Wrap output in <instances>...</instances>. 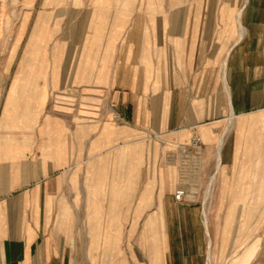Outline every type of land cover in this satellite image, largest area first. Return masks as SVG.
Instances as JSON below:
<instances>
[{
  "label": "crops",
  "instance_id": "1",
  "mask_svg": "<svg viewBox=\"0 0 264 264\" xmlns=\"http://www.w3.org/2000/svg\"><path fill=\"white\" fill-rule=\"evenodd\" d=\"M137 1L96 0L59 41L56 29L33 30L29 46L52 47L49 87L31 89L24 117V92H12L16 108L0 122L29 131L0 136V264H88L73 241L102 239L105 209L119 207L129 209L118 222L130 237L143 225L139 264H216L218 223L233 213L222 209L245 207L247 191L264 207V0H178L171 16L163 0ZM229 133L232 151L223 140L217 168V141ZM191 137L204 150L198 184L218 174L213 189L240 199L152 197L164 190L152 180L162 174L154 144ZM130 176L146 182L138 190Z\"/></svg>",
  "mask_w": 264,
  "mask_h": 264
},
{
  "label": "rangeland",
  "instance_id": "2",
  "mask_svg": "<svg viewBox=\"0 0 264 264\" xmlns=\"http://www.w3.org/2000/svg\"><path fill=\"white\" fill-rule=\"evenodd\" d=\"M78 1L79 7L75 8L73 6L74 0H0V122L2 121L4 113L13 111L10 107H13V109L16 108L18 97L17 95H13V93L17 92L18 88L24 92L20 97V111L24 117L26 114L24 111L32 106L31 89L35 86L45 87L46 89L49 87V57L51 56L52 47L50 44L38 48L32 47L28 45L29 40L32 39L33 30L37 27V31L41 29L39 33L42 34L49 29H51L50 33L53 34L52 31L56 29L58 31L56 34H59L56 39L57 41L61 40L63 34L65 35L66 30L70 28V25L77 22V17L79 21L81 15L86 14L91 4L96 2V0ZM137 2L139 4L144 1L138 0ZM155 2L156 4L160 3L159 0ZM162 2L163 7L168 9L171 16L172 9L176 8L179 1L163 0ZM190 3H192V0L185 1L187 7L191 6ZM157 7L159 8V6ZM39 75L42 77L41 80L38 78ZM238 118L233 117L232 121H236ZM11 121L12 117H10ZM15 121L14 119L13 123H16ZM28 133V130L18 129L15 126H9L5 129L0 128V136H28ZM227 135V140L225 141L224 139V143L227 142L225 146L228 149L227 153L230 154L233 146V138L230 136V133ZM192 138L182 143L176 142L175 140L170 141V139L165 138L157 142L153 140L154 143H158L154 144L153 151L155 158L153 167L156 170L154 168L153 170L158 172L162 171V174L157 173V175H153L152 180L153 184L159 183L164 186V190L162 191H153L152 197L154 199L163 197L168 200L177 201L186 199L203 201L207 196L209 181L211 183L210 177L204 176L202 186L198 184V174L202 169L200 159L204 154L203 145L201 142L198 146L193 145ZM215 152L217 158V149ZM171 168L176 170V183L174 187L170 186L169 170ZM146 178L148 179L147 176ZM124 179H126L124 176H108L106 177V182L124 184ZM213 179L212 185L215 182L217 183L219 175L216 174ZM128 180L132 184L136 183L138 190L146 182L144 176H141V179L130 176ZM177 191H183L184 194L181 199L176 198ZM137 194L139 198L141 193L138 192ZM240 194L241 192L235 191L228 192L225 195L223 192L215 191L212 186V191L207 201L214 198L236 200L241 196ZM258 194L256 191L244 192L242 196L245 200L243 198L240 199V197L239 199L245 201V207L222 209L224 211L232 210L233 213L232 216L230 215L227 218L222 216L218 223L221 230L216 246L214 247L216 250V264H229L230 261L233 262L238 257L244 259L247 262L246 264H264V216L262 229L259 230L258 234L256 231V217L259 212L263 211L264 213V207L256 208L255 206ZM206 205H209L208 202ZM111 210L115 211L114 217L112 218L110 217ZM207 210L208 207H206ZM105 211V219L110 220V222H106L103 225L102 239L97 241L94 239L73 241V244H78L79 262L82 257L81 254H84L82 257L84 258L83 262L87 261L88 264H97L100 262L104 264H130V262H137L139 264V262H142L144 241L139 239V234L141 233V227L143 225H133L137 236L134 237L132 235L130 237V225L128 223L118 222L120 219H127L129 209L123 207L114 209L106 208ZM260 222L259 220V225ZM82 226L84 230H87V223L82 224ZM91 226L93 225H89V231L92 228ZM87 250L88 258L86 259L85 254ZM257 250L258 254L249 263ZM259 257L261 258V262L258 261Z\"/></svg>",
  "mask_w": 264,
  "mask_h": 264
},
{
  "label": "bare ground",
  "instance_id": "3",
  "mask_svg": "<svg viewBox=\"0 0 264 264\" xmlns=\"http://www.w3.org/2000/svg\"><path fill=\"white\" fill-rule=\"evenodd\" d=\"M247 1L246 0H244V3L243 4H245ZM151 4H152V2H151ZM152 9H154L155 7L154 6H152L151 7ZM243 8V7H242ZM242 8H240L238 11H237V17H239L240 16V13H241V10H242ZM233 12V11H232ZM236 12V11H235ZM232 14V13H231ZM234 15V14H233ZM236 16V15H235ZM226 19V18H225ZM233 19V18H232ZM238 19V18H237ZM236 20V19H235ZM228 22V21H227ZM239 26V25H238ZM240 27V26H239ZM238 28V27H237ZM241 29V28H240ZM243 30V29H242ZM241 30V31H242ZM238 33H239V31H238ZM239 35H241V34H239ZM9 108V107H8ZM11 108V110H13V107H10ZM231 115V114H230ZM198 138V137H197ZM199 139V138H198ZM200 140V139H199ZM223 138H220L219 140H218V142H217V167L219 168V166H220V153H221V148H222V145H223ZM214 178V176H211V183H209V185H208V187H207V196L205 197V199H204V202H206L207 200H208V197L210 196V194H211V191H212V183H213V179ZM262 196H263V198H264V192L262 193ZM208 211V210H207ZM207 211L206 210H204V225L205 226H207ZM207 228V227H206ZM249 254V253H248ZM212 259V258H211ZM215 260V259H214ZM122 261V260H121ZM247 262L244 260V259H242V258H240V257H238V258H236V260L235 261H233V262H229V264H246ZM208 264H210V262H208Z\"/></svg>",
  "mask_w": 264,
  "mask_h": 264
},
{
  "label": "built area",
  "instance_id": "4",
  "mask_svg": "<svg viewBox=\"0 0 264 264\" xmlns=\"http://www.w3.org/2000/svg\"><path fill=\"white\" fill-rule=\"evenodd\" d=\"M192 144L193 145H200V140L197 138V137H193L192 138ZM183 191H177V193H176V198L177 199H181V197L183 196Z\"/></svg>",
  "mask_w": 264,
  "mask_h": 264
}]
</instances>
